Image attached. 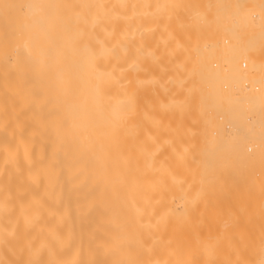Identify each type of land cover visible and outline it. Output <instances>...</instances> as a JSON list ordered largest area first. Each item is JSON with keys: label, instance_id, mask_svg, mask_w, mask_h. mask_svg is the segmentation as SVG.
Here are the masks:
<instances>
[{"label": "bare ground", "instance_id": "bare-ground-1", "mask_svg": "<svg viewBox=\"0 0 264 264\" xmlns=\"http://www.w3.org/2000/svg\"><path fill=\"white\" fill-rule=\"evenodd\" d=\"M0 264H264V0H0Z\"/></svg>", "mask_w": 264, "mask_h": 264}, {"label": "rangeland", "instance_id": "rangeland-1", "mask_svg": "<svg viewBox=\"0 0 264 264\" xmlns=\"http://www.w3.org/2000/svg\"><path fill=\"white\" fill-rule=\"evenodd\" d=\"M187 10L188 9H190L189 7L188 8H186ZM184 12V11H183ZM180 13L179 15H177V17H179V18H186V16H185V13ZM210 12V11H209ZM208 12V17L211 15V13H209ZM252 14H255L254 12H253V8L252 7H245V9L243 10V11H241L240 13H239V18H242V17H249V16H251ZM188 16V15H187ZM228 18V15H223V16H221V19L222 20H224V19H227ZM210 35H212L213 37H215V38H217V39H220L221 37H223L224 35H226V32H224L222 29H221V26L220 25H218V26H216V27H214V29H212L211 30V32L209 33ZM207 34L205 33V36H206ZM206 208H208V207H206ZM213 223V222H212Z\"/></svg>", "mask_w": 264, "mask_h": 264}]
</instances>
